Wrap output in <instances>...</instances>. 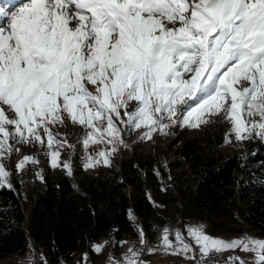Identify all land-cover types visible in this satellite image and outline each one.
Instances as JSON below:
<instances>
[{
	"label": "snow or ice",
	"instance_id": "6c2138e0",
	"mask_svg": "<svg viewBox=\"0 0 264 264\" xmlns=\"http://www.w3.org/2000/svg\"><path fill=\"white\" fill-rule=\"evenodd\" d=\"M215 116L227 124L225 145L264 144V0H0V190L15 191L3 161L20 144L39 146L51 168L72 175L74 146L54 131L66 120L85 128L87 170L111 167L132 131L142 142ZM91 143L103 147L89 153ZM26 164L38 165L37 154L23 155L15 174ZM34 176L43 181V170ZM128 215L141 249L108 264H144L146 234ZM158 232L165 253L194 264L229 250L252 256L223 264H264V238L226 240L201 223Z\"/></svg>",
	"mask_w": 264,
	"mask_h": 264
},
{
	"label": "trees",
	"instance_id": "16d2710c",
	"mask_svg": "<svg viewBox=\"0 0 264 264\" xmlns=\"http://www.w3.org/2000/svg\"><path fill=\"white\" fill-rule=\"evenodd\" d=\"M223 133L219 128L185 140L176 192L182 201L230 211L233 224L264 231V144L222 152ZM154 169L151 159L134 154L112 161L111 167L75 165L76 181L59 168L54 175L45 172L39 183L12 175L15 191L0 190V259L24 254L29 237L48 264L69 262L82 251L94 258V242L111 235L117 246L136 232L129 210L151 233L160 220L148 191L156 197L165 192L161 168L159 178Z\"/></svg>",
	"mask_w": 264,
	"mask_h": 264
},
{
	"label": "rangeland",
	"instance_id": "374dc122",
	"mask_svg": "<svg viewBox=\"0 0 264 264\" xmlns=\"http://www.w3.org/2000/svg\"><path fill=\"white\" fill-rule=\"evenodd\" d=\"M210 119V123L202 124L198 130L174 127L171 129V132L174 133L173 135H160L153 133V138L151 140H145L142 142H138L137 140L138 133L136 131H132L131 133L124 135V139L128 147L121 148L116 154L110 157L111 161H118L120 158L128 155L140 154L144 158L151 159L152 167L155 169L160 167L163 174L162 177L167 190H165V192L158 193V197L154 196L151 191H148V196L151 197V202L155 208V211L157 212L156 218L159 219L160 222L158 223L156 221L159 228H154L151 233H145L147 244L142 248L140 257L144 264H176L192 261L186 259L182 255L168 254L162 250L159 244L158 230L164 226H167L170 229H183V225L185 224L201 223L206 226V231L208 234L226 240L238 237L244 233H247L253 237L264 238V231L256 230L244 222L241 223L238 221L236 224H233V222L236 220L234 216L231 215L230 211L220 213L218 211L210 210L203 205L182 201L181 197L176 192L175 176L185 164V158L183 157V147L185 140L189 138L201 137L209 133V131L217 130L219 128H222L223 131H225L227 128V124L223 122L221 116L211 117ZM54 131L60 136L66 138L69 145L74 146V152L71 159V177L73 181H76L78 176L75 173L74 166L79 165L82 167L81 157L84 156V147L80 143V140L81 137L85 135V128L78 124L74 125L70 120H66L63 126L57 125L54 128ZM258 144H260V142L252 140L244 141L240 146H235L225 145L222 141L219 150L222 152L247 150L250 147H255ZM16 147L19 148L20 151L13 153L9 159L3 161L7 166V169L10 172H13V175L15 174L14 165L23 157V155L37 154V158L39 160V164L36 166L26 164L24 169L21 170L19 174H15L17 178L23 179V181H35L39 183L41 180L34 176L36 171L42 169L43 174L45 172L53 175L55 174L56 169L51 168L45 157L39 154V146L20 144L16 145ZM101 147H103V145L91 143L88 146V151L89 153H94L98 148ZM61 159H69L68 150L62 152ZM165 162H167L166 167L164 166ZM98 166L100 165H97L94 168H97ZM169 177H171V179H169ZM12 179L13 176L11 177V182ZM23 191L27 193L28 187L24 186ZM135 224L142 227V223L137 217ZM105 241L107 244L101 252L93 251L94 258L90 257L89 252L82 251L74 256L71 261H61L58 264H108L110 256L115 258L117 261L121 260L129 247H132L133 249H141L140 237L137 230L134 234L129 235L119 241L117 246H115L114 238L111 235L105 236L93 244H100ZM150 248L156 250L150 253L148 251ZM235 252L237 257L241 256L240 258H251V253H247L249 256H245L242 255V253L239 254V250H235ZM30 255L35 258L37 264H40L41 257L43 258L45 264H48L45 261L43 250L41 248H35V244L30 237L28 238L27 250L24 254H15L0 259V264H26V258ZM175 258H177L176 261L173 260Z\"/></svg>",
	"mask_w": 264,
	"mask_h": 264
},
{
	"label": "built area",
	"instance_id": "2783aa9c",
	"mask_svg": "<svg viewBox=\"0 0 264 264\" xmlns=\"http://www.w3.org/2000/svg\"><path fill=\"white\" fill-rule=\"evenodd\" d=\"M228 256H236L235 251H225L218 255H213L208 258L207 264H223L224 258ZM249 259H251L249 257ZM176 264H194L193 261H188L184 263H176Z\"/></svg>",
	"mask_w": 264,
	"mask_h": 264
},
{
	"label": "crops",
	"instance_id": "0c3cea01",
	"mask_svg": "<svg viewBox=\"0 0 264 264\" xmlns=\"http://www.w3.org/2000/svg\"><path fill=\"white\" fill-rule=\"evenodd\" d=\"M238 253H239V254L242 253V255L249 256V255H247V253H244V252H242V251H239ZM250 256H252V254H251ZM240 257H241V256H240ZM243 258H249V257H243ZM173 260L176 261L177 258H175V259H173ZM178 261H179V260H178Z\"/></svg>",
	"mask_w": 264,
	"mask_h": 264
},
{
	"label": "bare ground",
	"instance_id": "6f19581e",
	"mask_svg": "<svg viewBox=\"0 0 264 264\" xmlns=\"http://www.w3.org/2000/svg\"><path fill=\"white\" fill-rule=\"evenodd\" d=\"M229 251H231V250H229ZM241 259L248 260L249 258H241Z\"/></svg>",
	"mask_w": 264,
	"mask_h": 264
}]
</instances>
